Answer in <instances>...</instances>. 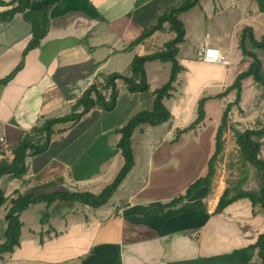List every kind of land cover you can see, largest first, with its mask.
I'll use <instances>...</instances> for the list:
<instances>
[{
    "label": "crops",
    "instance_id": "1",
    "mask_svg": "<svg viewBox=\"0 0 264 264\" xmlns=\"http://www.w3.org/2000/svg\"><path fill=\"white\" fill-rule=\"evenodd\" d=\"M181 1L33 0L34 9L51 6L50 22L40 46L28 52L33 27L24 14L0 20V162H11L14 147L48 120L71 114L92 85H102L113 73H127L135 56L162 50L174 37L169 31L132 44L154 25L158 14ZM15 6L11 0H0V15ZM184 14L180 18L186 40L178 56L184 71L178 82L187 72L182 53L190 57L194 51L195 58L205 42V36L200 39L195 33L187 44ZM216 18H206V34L213 47L224 49ZM228 35L226 29L224 42ZM145 70L150 92L131 94L118 80L114 110L94 108L77 123L57 124L49 149L27 158L28 172L22 179L2 177L0 187L10 201L19 195H98L109 186L124 166L117 131L140 111L152 109V92L168 81L171 65L149 61ZM152 74L159 79L156 84ZM104 94L109 97L111 90ZM175 94L165 100L172 113L170 125L146 124L134 133L135 167L107 204L92 208L58 200L51 206H31L39 218L30 215V208L22 213L20 245L0 264H244L246 248L264 233V217L254 215L250 201H237L217 213L225 189L209 194L202 188L192 198L164 207L202 177L205 167L202 139L183 135L175 140L176 131L192 120L174 124L170 104L177 100ZM123 188L122 198L114 202ZM10 201L0 209V245L6 241Z\"/></svg>",
    "mask_w": 264,
    "mask_h": 264
},
{
    "label": "trees",
    "instance_id": "2",
    "mask_svg": "<svg viewBox=\"0 0 264 264\" xmlns=\"http://www.w3.org/2000/svg\"><path fill=\"white\" fill-rule=\"evenodd\" d=\"M201 0H182L170 11L160 13L156 17V22L152 27L146 29L143 34L136 39L132 46L144 42L159 31H169L174 37L165 43L162 50L155 51L145 56H135L127 73H113L106 76L102 85L94 84L76 101L73 106V112L65 117L48 120L44 125L37 128L32 135H27L20 143L14 147V158L11 162H0V180L2 177L10 175L14 179H22L28 172L27 158L45 153L52 142L55 134V126L59 123H77L94 108H100L107 112L115 109L119 96L117 81L121 80L131 94L148 93L151 86L148 82L145 64L149 61L160 60L171 65L170 77L168 81L160 88L152 92L154 97L153 107L151 110H143L134 115L126 125L117 131L121 135L118 148L121 150L124 159V166L120 170L115 180L107 186L100 194L96 195L89 192L76 193H55L47 196L37 195H19L15 199L6 196L4 190L0 187V209L11 202V208L8 212V228L6 232V241L0 245V259L4 258L7 253L14 252L15 248L20 245L22 234V221L20 219L23 212L31 206L46 203L51 206L56 201H73L92 208H99L107 204L118 190L120 185L126 179L128 174L135 167V158L133 152L132 138L138 128L143 125L159 126L168 123L172 119V113L165 104V100L171 99L176 91L175 84L178 82L180 74L184 67L178 58L180 45L186 40V28L180 15L196 7ZM257 2L259 10L264 14V0H254ZM12 10L0 15V20L12 19L17 13H23L26 22L33 27V38L27 47L26 52L38 48L42 40L48 33L50 22V9L48 5L41 9L32 8L33 0H11ZM166 24L169 28H166ZM240 48L244 58L252 59L247 70L240 73L235 82L230 85L224 92L217 95L208 94L203 96L198 103V112L196 120L183 129L176 131L175 140H179L184 134L194 131L206 120V105L212 100H221L232 91L236 90V99L229 103L223 112L221 124L216 130L215 151L208 161L207 173L192 183L183 195L172 200L164 207L176 206L185 200L192 198L196 192L202 188H207L209 194L213 193L214 179L217 173V163L224 150V136L229 125V114L235 105H239L242 100L243 81L248 78L259 84L264 90V64L259 53H264V35L261 40L255 37L251 27H246L242 33ZM19 69V68H18ZM11 77H8L2 84H6ZM111 90L109 97L104 91ZM236 143L239 146L242 159L245 165L250 164L257 173V179L260 188L246 190L242 185H236L234 188H226L220 198L216 212L220 213L229 205L240 201L248 200L253 207L254 215L260 214L264 217V159L260 158L262 149V139L264 138V125L260 129L240 131L233 127ZM241 182H244L241 181ZM246 250H258L261 262H248L245 264H264V233L259 236L255 244L250 245Z\"/></svg>",
    "mask_w": 264,
    "mask_h": 264
},
{
    "label": "rangeland",
    "instance_id": "3",
    "mask_svg": "<svg viewBox=\"0 0 264 264\" xmlns=\"http://www.w3.org/2000/svg\"><path fill=\"white\" fill-rule=\"evenodd\" d=\"M198 5H200V3ZM204 14L208 20L209 18L214 19L217 17L215 19V22L218 23L217 30H219L217 37L221 39V44L224 46V49L220 46L215 48L223 51L222 55L224 53L230 55V59H228L229 64H205L198 61L196 56L194 58V51L191 53L190 57H186L182 51L181 60L187 68V72L184 73L181 76V80L175 84V98L177 96V100L172 101L170 104L174 114L173 122L175 125L182 120L184 121L190 118L192 120L186 123L185 127L191 125L197 118L198 103L203 96L208 94L217 95L224 92L235 82L240 73L248 69L252 59L249 57L244 58L240 48L244 29L246 27H251L258 40H261L264 35V14L260 12L256 1L206 0V2H203V5L194 7L183 15V20L189 29L190 36V38H187V44H189L190 40L193 42L197 34L196 36L200 39L205 36V42L200 49H203L206 42L212 46L210 36L206 34L209 24L205 22V20H208L206 18L204 20ZM226 29L229 35L224 42L222 36ZM184 48H186V46ZM256 52L259 53L264 64V53L258 50ZM157 81H159V79L153 76V84H156ZM236 92V90L232 91L221 100L209 101L206 105V120L195 132L190 131L184 134L185 136H191L197 140L202 139V144L199 147L200 155L203 158L202 164L205 165L202 176L207 173L208 161L215 151L216 130L221 124L223 112L229 103L235 101ZM192 115H194V118ZM168 123L163 125H170ZM263 125L264 90L253 78H248L243 81L241 102L239 105H235L229 114V125L224 136L225 146L220 160L217 163V173L213 185L214 194L217 192L218 188L224 190L228 187L234 188L236 185H242L246 190H258L260 188L256 170L250 164L245 165L242 159L232 128L235 127L240 131L256 130L260 129ZM161 127H164L161 129H165L166 126ZM158 129L159 128H157V130ZM203 140H205V142H203ZM262 142L263 145L260 158L264 159V138ZM137 152L140 154L138 149ZM243 180L244 182H241ZM123 191L124 188L114 196V202L122 198ZM34 209V207L30 208V212H32L30 215L39 218L38 215L33 214ZM244 257V264L255 261L261 262L258 250H248L245 252Z\"/></svg>",
    "mask_w": 264,
    "mask_h": 264
},
{
    "label": "built area",
    "instance_id": "4",
    "mask_svg": "<svg viewBox=\"0 0 264 264\" xmlns=\"http://www.w3.org/2000/svg\"><path fill=\"white\" fill-rule=\"evenodd\" d=\"M212 51H218L220 53V55L218 57H216L215 59H213V57L211 55ZM206 56H207V59H205ZM196 58L198 61L205 63V64H214V65H217V64L227 65V64H229L228 59H226L222 55V51L218 48L210 46V44H208V42H206L203 49L198 50Z\"/></svg>",
    "mask_w": 264,
    "mask_h": 264
},
{
    "label": "clouds",
    "instance_id": "5",
    "mask_svg": "<svg viewBox=\"0 0 264 264\" xmlns=\"http://www.w3.org/2000/svg\"><path fill=\"white\" fill-rule=\"evenodd\" d=\"M213 59H215L216 57H218L220 55V53L218 51H212L211 53ZM205 59H207V56L205 57Z\"/></svg>",
    "mask_w": 264,
    "mask_h": 264
},
{
    "label": "water",
    "instance_id": "6",
    "mask_svg": "<svg viewBox=\"0 0 264 264\" xmlns=\"http://www.w3.org/2000/svg\"><path fill=\"white\" fill-rule=\"evenodd\" d=\"M8 218H9V216H8ZM8 218H7V219H8Z\"/></svg>",
    "mask_w": 264,
    "mask_h": 264
}]
</instances>
